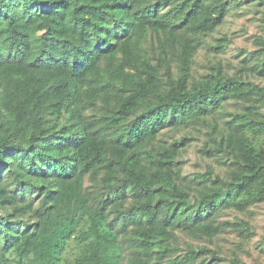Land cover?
I'll return each instance as SVG.
<instances>
[{"label":"trees","instance_id":"obj_1","mask_svg":"<svg viewBox=\"0 0 264 264\" xmlns=\"http://www.w3.org/2000/svg\"><path fill=\"white\" fill-rule=\"evenodd\" d=\"M229 9V0H0V107L16 123L33 111L57 117L66 111L70 116L75 103L82 110L75 134L61 128L45 137L36 132L22 144L13 140L18 129L10 121L0 133V182L9 174L22 184L10 200L16 203L34 186L44 189L45 198L35 209L34 200L28 201L26 209L34 210L36 218L33 223L19 225L0 213V263H11L6 252L15 250L28 264H124L128 226L135 224L131 239L145 256L140 264H162L153 261L155 246L170 226L193 220L206 234L219 231V226L202 220L212 214V205L222 204L221 189L204 195L194 213L185 190L156 184L175 165L180 141L162 152L152 177L137 167L138 161L130 160L127 151L155 139L166 126L188 123L195 114L218 110L230 96L251 92L253 85L237 76L207 81L192 90L186 89L182 77L158 92L159 70L140 53L149 28L177 33L190 52L194 45L189 35L214 31ZM140 67L145 75L133 71ZM118 81L127 94L117 108L102 116L83 113L103 95L119 96ZM239 120L235 132L264 136V121ZM240 149L245 172L229 184L230 198L254 183H264V149L243 143ZM11 158L14 168L7 165ZM102 168L116 195L125 196L126 188H131L142 198L119 209L116 218L111 217L109 200L84 184L87 174ZM51 176L55 189L33 181ZM72 240L78 251L64 257ZM197 255L194 250L188 253L190 259Z\"/></svg>","mask_w":264,"mask_h":264},{"label":"rangeland","instance_id":"obj_2","mask_svg":"<svg viewBox=\"0 0 264 264\" xmlns=\"http://www.w3.org/2000/svg\"><path fill=\"white\" fill-rule=\"evenodd\" d=\"M229 2L228 14L214 31L189 35L194 45L190 52L177 33L151 28L140 44L144 60L159 70L158 92L167 91L182 77L185 78L188 90L207 81L215 82L231 76L240 77L253 85L251 92L225 99L218 110L195 114L191 121L179 126H166L155 139L143 141L128 149L130 160L138 161L137 167L143 168L152 177L162 152L175 141H180L175 165L166 169L164 178L156 184L169 188L177 186L185 190L189 205H193L190 211L194 213L198 211L199 200L204 195L218 189L224 192L222 204L219 207L212 205V214L204 216L202 220L203 223L219 226V231L206 234L198 228V222L193 220H184L170 226L168 233L159 237L162 243L155 246L153 261L159 260L162 264L174 260L197 264H264V183H254L248 189L243 188L235 197L227 196L229 184L239 181L237 175L245 172L246 160L240 143L249 144L257 151L264 149V136L251 132L238 133L233 129L234 124L240 122L239 118L264 121V0ZM102 64L106 66L105 59ZM133 71L145 75L141 67ZM116 85L122 88L118 91L119 96L103 95L83 113L87 116H102L117 108L127 92L123 90L122 81ZM71 110L72 115L64 111L59 117L49 111L39 115L33 111L23 121L16 123L14 117L0 107V133L10 121L12 127L18 129L13 140L22 144H26L36 132L39 137H45L52 130L61 128L64 132L75 134L81 126L78 115L82 110L77 103L73 104ZM113 156L114 151L110 148L108 157ZM14 159L11 158L7 164L11 168L16 166ZM106 175L105 168L90 172L84 184L95 194L109 200L111 217L116 218L119 209L139 203L142 198L131 188H126L125 196L116 195L115 190H111L106 182ZM122 175L123 172L119 170L117 176ZM12 178L6 174L0 182V188L4 190L0 194V213L19 225L33 223L36 220L34 210L26 207L28 201L33 199V207L37 208L44 198V189L34 186L26 192L24 198L12 202L9 195L22 185ZM33 179L44 188L46 185L53 189L57 187L55 176ZM137 228L135 224L128 226L124 241V264H140L145 258L131 239ZM164 245L168 247L166 250ZM191 250L199 253L194 259L188 256ZM77 251V243L72 240L63 255L73 257ZM6 254L12 259L11 263L0 264H28V259H20L15 250H8Z\"/></svg>","mask_w":264,"mask_h":264}]
</instances>
